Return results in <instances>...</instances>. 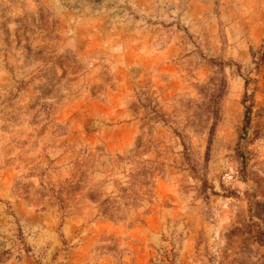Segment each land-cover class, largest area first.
I'll return each mask as SVG.
<instances>
[{
    "label": "rangeland",
    "instance_id": "rangeland-1",
    "mask_svg": "<svg viewBox=\"0 0 264 264\" xmlns=\"http://www.w3.org/2000/svg\"><path fill=\"white\" fill-rule=\"evenodd\" d=\"M0 264H264V0H0Z\"/></svg>",
    "mask_w": 264,
    "mask_h": 264
},
{
    "label": "trees",
    "instance_id": "trees-1",
    "mask_svg": "<svg viewBox=\"0 0 264 264\" xmlns=\"http://www.w3.org/2000/svg\"><path fill=\"white\" fill-rule=\"evenodd\" d=\"M101 205H102L103 216L110 219H115L116 217H118L116 213L113 211V208L111 206L108 207L106 202L102 203Z\"/></svg>",
    "mask_w": 264,
    "mask_h": 264
}]
</instances>
